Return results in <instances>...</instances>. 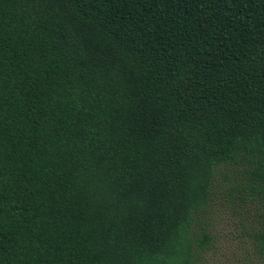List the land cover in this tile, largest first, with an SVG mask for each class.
I'll list each match as a JSON object with an SVG mask.
<instances>
[{
  "label": "trees",
  "instance_id": "obj_1",
  "mask_svg": "<svg viewBox=\"0 0 264 264\" xmlns=\"http://www.w3.org/2000/svg\"><path fill=\"white\" fill-rule=\"evenodd\" d=\"M218 172L264 264V0H0V264H195Z\"/></svg>",
  "mask_w": 264,
  "mask_h": 264
},
{
  "label": "rangeland",
  "instance_id": "obj_2",
  "mask_svg": "<svg viewBox=\"0 0 264 264\" xmlns=\"http://www.w3.org/2000/svg\"><path fill=\"white\" fill-rule=\"evenodd\" d=\"M222 172H227L223 170ZM239 175V174H238ZM237 174L215 175L214 198L197 219L199 226L207 230L212 240L200 252L195 264H260L252 252L247 232L255 220V203L241 201L237 191L242 178ZM243 195L244 194L243 192Z\"/></svg>",
  "mask_w": 264,
  "mask_h": 264
}]
</instances>
